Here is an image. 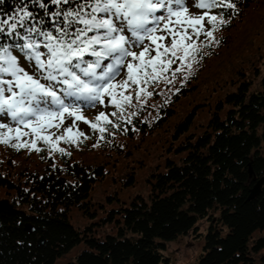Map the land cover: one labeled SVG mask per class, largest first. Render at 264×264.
<instances>
[{
  "label": "trees",
  "instance_id": "trees-1",
  "mask_svg": "<svg viewBox=\"0 0 264 264\" xmlns=\"http://www.w3.org/2000/svg\"><path fill=\"white\" fill-rule=\"evenodd\" d=\"M258 1L237 0L235 14L214 32L218 43L203 47L191 69L178 73L171 84H150L153 107L139 104L121 130L126 131L120 132L132 137L139 128L137 134L144 137L167 124L176 114V104L199 92L197 82L208 83L202 81L203 70L210 68ZM19 4L20 0H3L0 19L14 15ZM31 10L43 15L39 8ZM256 75L259 89L252 90V83L242 80L224 92L214 108L206 104L209 117L198 134L192 129L203 104L188 103L183 118L173 125L174 138L182 137L175 149L178 161L166 159L163 170L151 173L146 197L138 194L109 209L100 220L111 224L112 231L102 237L90 226L75 227L70 218L74 208L95 213L90 191L104 178L105 164L40 151L30 158V153L23 155L21 149L8 150L0 143V193L10 205L0 210V264H53L82 241L84 249L64 264H170L164 255L167 243L198 233L197 222L203 218L208 226L202 251L189 264H264V59ZM261 178L260 193L249 198L250 188ZM26 223L32 224V232Z\"/></svg>",
  "mask_w": 264,
  "mask_h": 264
},
{
  "label": "snow or ice",
  "instance_id": "snow-or-ice-1",
  "mask_svg": "<svg viewBox=\"0 0 264 264\" xmlns=\"http://www.w3.org/2000/svg\"><path fill=\"white\" fill-rule=\"evenodd\" d=\"M236 10L237 0H20L0 19V143L41 151L42 141L50 154L70 155L61 141L88 138L77 122L101 133L115 127L105 112L90 121L84 109L107 98L115 117L133 94L151 97L147 86L190 70Z\"/></svg>",
  "mask_w": 264,
  "mask_h": 264
},
{
  "label": "rangeland",
  "instance_id": "rangeland-1",
  "mask_svg": "<svg viewBox=\"0 0 264 264\" xmlns=\"http://www.w3.org/2000/svg\"><path fill=\"white\" fill-rule=\"evenodd\" d=\"M190 11L200 14L199 9L191 8V6ZM229 38L226 47L221 49L220 55L210 62V68L206 71L203 70L204 72L201 74L202 81L207 79L208 83L202 85L201 81H196L199 92L192 93L178 102L175 106V116L170 118L167 124L164 123L162 126L153 129L144 137L137 134L140 131L139 128L135 129L132 137L121 133L126 129L121 130L128 125L130 113L136 112L139 109V104L144 102L150 108L153 107L151 97L143 98L142 102H138L133 94L132 105L126 106V113L123 112L115 117L110 114L116 109L108 103L107 98L103 105L98 104L94 108L84 109L83 114L90 121L94 120L99 112H105L106 115H109V119L112 120L115 127L110 125L111 128L101 133L98 130L94 131L88 124L79 121L77 122L79 131L88 138L80 137L82 142L77 144H66L62 141L59 143V146L64 148L67 153L72 154H70L71 157L73 155L77 158L83 157L86 158L87 163H101L105 164L106 167L104 178L97 181L90 191V200L95 213L92 215L83 214L80 210L74 208L71 212L70 221L75 227L82 230L90 226V228L96 230L95 234L97 236L102 237L112 231L111 224L100 220L105 217L109 209L129 203L138 194L144 197L148 195V179L149 177L152 178L151 173L158 169L163 170L166 159L175 161L179 159V153L175 149L182 137L174 138L173 125L183 118L184 111L189 108L188 103L203 104V107L201 106L203 110L195 115V123L192 129L195 134H198L203 130L209 117L207 103H210L214 108L215 101L219 97L221 98L227 90H233L242 80L250 81L252 90L260 88V75H256V70L261 68L264 59V0H259L255 7L250 8L243 17V22L236 26L235 31H232ZM199 39L205 41L203 35ZM205 43L207 42L205 41ZM187 70L186 68L184 72H187ZM147 89L151 91L149 85ZM158 91L162 92L163 87L158 86ZM71 123L70 118L66 119L57 134L63 133V128L68 127ZM144 129L146 130V127ZM101 136H103V139H101ZM22 139H28V137ZM7 146L8 150H17L9 145ZM37 146L43 149L39 154L44 153L45 156L54 154L57 157L61 155L60 152L50 154L49 148L42 141H39ZM21 151L23 155L30 153L31 156H28L30 158L39 155L38 151H29L27 148H21ZM0 200L9 201V198L0 193ZM207 226L208 220L206 218L199 219L197 222L198 233L190 232L167 243L164 255L168 257L170 264H189L196 261L202 251ZM84 247L82 241L72 247L70 251L58 257L53 264H64L67 261L74 260Z\"/></svg>",
  "mask_w": 264,
  "mask_h": 264
},
{
  "label": "water",
  "instance_id": "water-1",
  "mask_svg": "<svg viewBox=\"0 0 264 264\" xmlns=\"http://www.w3.org/2000/svg\"><path fill=\"white\" fill-rule=\"evenodd\" d=\"M248 173H249V176H252L253 174V171L251 169V167L248 168ZM255 178L253 177V180ZM262 181L263 179H259L255 182V184L252 186V188H250L249 192H250V195H249V198H254L255 196H257L260 191H261V186H262ZM10 205H9V201L8 200H0V210L4 209V208H9ZM25 228L28 232H32L34 230L33 226L31 223H26L25 224Z\"/></svg>",
  "mask_w": 264,
  "mask_h": 264
}]
</instances>
